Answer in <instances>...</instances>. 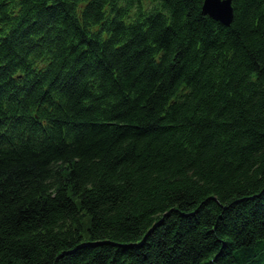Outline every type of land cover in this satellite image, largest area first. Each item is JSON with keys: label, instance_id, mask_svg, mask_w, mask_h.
Wrapping results in <instances>:
<instances>
[{"label": "trees", "instance_id": "1", "mask_svg": "<svg viewBox=\"0 0 264 264\" xmlns=\"http://www.w3.org/2000/svg\"><path fill=\"white\" fill-rule=\"evenodd\" d=\"M0 0V264H264V0Z\"/></svg>", "mask_w": 264, "mask_h": 264}, {"label": "water", "instance_id": "2", "mask_svg": "<svg viewBox=\"0 0 264 264\" xmlns=\"http://www.w3.org/2000/svg\"><path fill=\"white\" fill-rule=\"evenodd\" d=\"M203 11L216 20L230 24L234 16L233 0H204Z\"/></svg>", "mask_w": 264, "mask_h": 264}]
</instances>
